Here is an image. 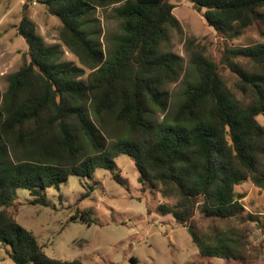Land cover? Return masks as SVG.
<instances>
[{
    "label": "trees",
    "instance_id": "trees-1",
    "mask_svg": "<svg viewBox=\"0 0 264 264\" xmlns=\"http://www.w3.org/2000/svg\"><path fill=\"white\" fill-rule=\"evenodd\" d=\"M36 1L61 20V40L93 71L84 78L82 66L61 59L60 44H47L36 23L22 17L18 33L27 43L28 57L0 92V244L9 257L15 264H83L49 256L7 207L18 188L29 190L32 203L47 205V188L59 190L69 176L92 177L98 168L124 184L115 159L126 154L141 183L176 199L159 208L189 230L202 259H242L246 228L200 234L191 220L198 211L205 218L264 226L258 214L247 212L245 192L236 190L248 180L264 189V123L258 119L264 116V73L230 61L246 57L264 68V44L222 51L223 63L251 90L250 102H243L221 76V61L191 49L189 63L199 78L185 87L173 122L156 123L148 106L165 108L162 87L176 81L183 66L180 56L160 49L168 28L179 27L175 5L170 0ZM191 2L223 36L238 37L246 28L264 24V0ZM109 5H117L122 32L103 51L87 26L97 7ZM94 118L102 127L110 119L121 130L107 139ZM70 219L94 222L88 211Z\"/></svg>",
    "mask_w": 264,
    "mask_h": 264
},
{
    "label": "rangeland",
    "instance_id": "rangeland-1",
    "mask_svg": "<svg viewBox=\"0 0 264 264\" xmlns=\"http://www.w3.org/2000/svg\"><path fill=\"white\" fill-rule=\"evenodd\" d=\"M170 2L175 5L173 14L179 20V27L168 28V38L160 49L182 58V72L176 81L162 87L166 101L164 109L149 104L150 118L156 123L171 124L184 99L185 87L198 80L197 72L189 63L191 49L221 61V76L229 87L243 102L252 101L251 90L242 87L238 74L223 63L222 51L226 46L244 48L264 44V24L250 26L238 37L223 36L206 23L202 13L193 8L191 0ZM115 7L117 5L97 7L87 26L89 31H94L95 40L103 51L113 45V38L122 32ZM25 15L36 23L37 32L47 44H60L61 59L71 60L84 68V78L93 71L61 40V20L52 15L45 4L36 0H0V92L7 89L8 75L18 70L28 57L27 43L18 33V24ZM230 61L246 71L264 73L263 67L246 57ZM258 119L264 123L263 115ZM93 120L107 139L109 134L115 135L121 130L110 119L105 127L95 118ZM83 141L86 144V140ZM115 160L116 174L124 184L116 181L109 170L98 168L92 177L69 176L59 190L47 188L43 192L47 205L32 203L34 196L29 190L18 188L17 197L7 210L34 233L49 256L62 260L79 259L83 264H192L196 261L200 264H264V226L260 228L255 222L242 223L236 218H205L196 211L191 223L200 234L230 227L246 228L248 232L242 259H202L189 230L178 225L172 214L159 208L160 203L174 204L176 199L163 197L150 185L141 183L134 161L128 155L121 154ZM236 190L245 192L243 203L247 212L258 214L264 225V189L255 187L248 180L236 186ZM86 192L89 195L79 200ZM82 211L90 213L94 220L92 224L70 219ZM0 264H15L3 243L0 244Z\"/></svg>",
    "mask_w": 264,
    "mask_h": 264
}]
</instances>
